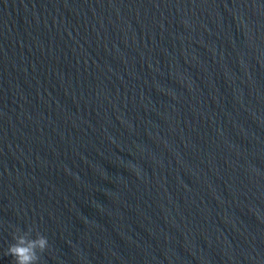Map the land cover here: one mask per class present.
Instances as JSON below:
<instances>
[{
	"label": "water",
	"instance_id": "obj_1",
	"mask_svg": "<svg viewBox=\"0 0 264 264\" xmlns=\"http://www.w3.org/2000/svg\"><path fill=\"white\" fill-rule=\"evenodd\" d=\"M264 264V0H0V264Z\"/></svg>",
	"mask_w": 264,
	"mask_h": 264
},
{
	"label": "clouds",
	"instance_id": "obj_2",
	"mask_svg": "<svg viewBox=\"0 0 264 264\" xmlns=\"http://www.w3.org/2000/svg\"><path fill=\"white\" fill-rule=\"evenodd\" d=\"M33 227L27 230L17 228L12 234L13 243L9 244L5 255L13 257L14 264H38L41 255L48 249L47 236L36 231L33 236Z\"/></svg>",
	"mask_w": 264,
	"mask_h": 264
}]
</instances>
